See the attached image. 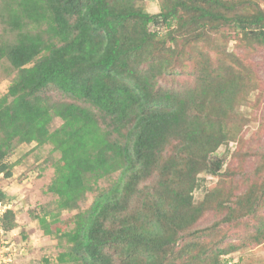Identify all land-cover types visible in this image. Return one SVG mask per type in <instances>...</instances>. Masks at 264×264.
<instances>
[{
  "label": "trees",
  "instance_id": "trees-1",
  "mask_svg": "<svg viewBox=\"0 0 264 264\" xmlns=\"http://www.w3.org/2000/svg\"><path fill=\"white\" fill-rule=\"evenodd\" d=\"M141 1L0 0V62L14 72L0 92V173L12 175L6 159L17 144L49 143L59 152L47 186L56 210L35 216L44 233L67 243L56 264H225L222 257L238 246L222 245L226 232L217 223L255 212L238 202L203 234H188L209 207L195 201L198 175L221 167L211 155L229 140L226 119L250 90V81L242 88L249 76L238 56L223 49L212 62L196 42L232 25L243 38L256 29L253 38L264 43V10L161 0L152 14ZM158 19L163 35L150 29ZM163 75L185 83L163 85ZM50 85L72 100L41 95ZM54 118L61 123L51 128ZM88 193L89 205L79 210ZM6 198L0 190V203ZM74 209L62 231L60 211ZM257 217L253 233L238 235L260 244L264 219ZM16 226L5 208L0 231Z\"/></svg>",
  "mask_w": 264,
  "mask_h": 264
},
{
  "label": "rangeland",
  "instance_id": "rangeland-1",
  "mask_svg": "<svg viewBox=\"0 0 264 264\" xmlns=\"http://www.w3.org/2000/svg\"><path fill=\"white\" fill-rule=\"evenodd\" d=\"M226 1L237 4L236 10L242 13L254 12L256 7L264 10V0ZM160 3L161 0H142L137 6L154 14L159 12ZM1 27L0 24V33ZM150 29L158 31L160 35L167 31L159 19L150 24ZM236 29L232 25H226L215 32H209L204 41L196 42L202 51L211 56L212 62L218 60L219 52L223 49L238 56L246 69L245 75L249 76L246 84L241 86L244 89L250 81V90L248 93L239 94L240 98L234 103L233 112L226 119L229 140L211 155V159L218 160L221 167L215 174L203 172L198 175L199 186L194 191L195 201L206 199L209 207L189 229L188 234L194 230H202L196 235L203 234L212 224L230 215V206H240L238 202L244 208L254 204L253 214L241 215L238 221L218 222L217 227L220 232H226L223 246H228L231 242L238 246L236 250L222 257L225 264H258L264 261V242L255 244L239 235L253 233L252 227L258 222L257 216L264 219V43L253 38V31L256 29L248 31L249 36L246 38ZM194 52L198 53L195 50ZM229 58L221 57L225 63L229 62ZM13 75L8 62L1 61L0 92L6 90ZM159 82L166 86L185 83L179 77L176 79L169 75L160 76ZM41 95L51 101L72 100L52 85L45 88ZM60 123L61 120L54 118L51 128ZM58 157L59 152L52 148V144L39 146L35 142L17 144L7 157L6 160L12 163V175L4 177L0 173V190L7 196L6 203L0 204V214L3 208H11L15 213L17 226L10 231H0V264H56L58 254L67 248V243L60 234L44 233L35 217L56 210L57 196L48 192L47 186L54 174L50 162H55ZM114 176L115 174L112 175ZM112 177L109 180H100V186H106ZM210 192H217L219 195L210 198ZM87 197L79 210L89 205L93 195L88 193ZM76 212L77 209L60 211L62 231L72 226L68 219ZM231 229L237 233L232 238ZM199 240L204 244L205 235ZM181 244L179 241V245Z\"/></svg>",
  "mask_w": 264,
  "mask_h": 264
},
{
  "label": "clouds",
  "instance_id": "clouds-1",
  "mask_svg": "<svg viewBox=\"0 0 264 264\" xmlns=\"http://www.w3.org/2000/svg\"><path fill=\"white\" fill-rule=\"evenodd\" d=\"M0 204H1V203H0ZM3 206H5V205H3ZM4 210H5V208H3V211H4ZM3 211H2V212H3ZM2 212H1V213H2Z\"/></svg>",
  "mask_w": 264,
  "mask_h": 264
}]
</instances>
